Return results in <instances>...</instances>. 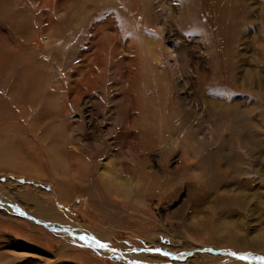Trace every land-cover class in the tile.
<instances>
[{
    "label": "rangeland",
    "instance_id": "1",
    "mask_svg": "<svg viewBox=\"0 0 264 264\" xmlns=\"http://www.w3.org/2000/svg\"><path fill=\"white\" fill-rule=\"evenodd\" d=\"M218 1L0 0V264H222L233 252L264 262V247L247 249L264 226V0H230L228 36ZM214 92L255 106L241 121L260 136L254 148L228 141L205 101ZM219 149L240 156L250 182L248 208L231 206L237 245L200 225L218 216L198 198L222 188L196 170ZM22 153L29 167L16 164ZM17 188L46 211L27 209Z\"/></svg>",
    "mask_w": 264,
    "mask_h": 264
},
{
    "label": "bare ground",
    "instance_id": "2",
    "mask_svg": "<svg viewBox=\"0 0 264 264\" xmlns=\"http://www.w3.org/2000/svg\"><path fill=\"white\" fill-rule=\"evenodd\" d=\"M220 1V0H219ZM218 1V2H219ZM227 1L229 3H227ZM217 2V3H218ZM221 2L223 3V1L221 0L219 3L221 4ZM248 3V2H247ZM224 4H227L228 6H225V11H224V14H225V19L226 22L229 24L227 27H226V31L224 30V35H223V32L221 33V35L223 36H228L230 34V31L232 29L231 27V23H230V19L233 18L235 15L238 14L237 12V8L235 7L234 4H231L230 3V0H224ZM246 4V3H245ZM232 5V6H231ZM218 6V5H217ZM243 6V4H242ZM216 8V7H215ZM218 8V7H217ZM216 8V9H217ZM242 8V7H241ZM240 9V8H239ZM247 9L249 8H245V11H248ZM218 11V10H217ZM245 15H252V14H249L250 12H244ZM264 13V11H263ZM239 15V14H238ZM237 15V16H238ZM242 15V14H240ZM245 16V17H246ZM250 16H248L249 18H251ZM236 18H239V17H236ZM234 17L233 20L236 19ZM263 18V17H262ZM264 20V19H263ZM235 22V21H234ZM215 24V23H214ZM235 25V24H234ZM215 26V25H214ZM262 30H258V33L256 34V37H259V33L261 32ZM226 32V33H225ZM237 33V32H236ZM237 35V34H235ZM250 35V34H249ZM222 39V37H219ZM251 38V37H250ZM235 39V38H234ZM236 40V39H235ZM250 41L252 42V39H250ZM223 42V40L221 41ZM235 42V41H234ZM220 44V42H219ZM227 44V43H226ZM250 45V44H249ZM220 46V45H219ZM225 46V45H224ZM245 46V45H244ZM225 49V48H224ZM221 52H223L225 54L226 52V49L225 51L224 50H221ZM218 53V52H217ZM216 53V54H217ZM241 53V56H243V52H240ZM239 53V54H240ZM222 54V53H221ZM231 54V53H230ZM245 56V55H244ZM221 57V56H220ZM237 58V57H236ZM223 59V58H222ZM241 57H239V60L241 61ZM218 60V59H217ZM224 61V60H223ZM227 61V59H226ZM225 62V61H224ZM242 62V61H241ZM225 65V64H224ZM230 65V64H229ZM228 65V66H229ZM235 65V64H234ZM239 65H242V63ZM227 66V64L225 65ZM227 66V68H228ZM232 67V66H231ZM229 70V68H228ZM228 70H227V73H228ZM247 71H250V73H245L243 75V80L244 79H248V75L253 73L251 71H254L252 69H248ZM231 72V70H230ZM229 74V73H228ZM255 77V76H254ZM252 77V78H254ZM243 80H241V86H242V82ZM221 81V80H220ZM218 82V80H217ZM227 82V81H226ZM239 82V83H240ZM223 83V82H222ZM224 84V83H223ZM244 84V83H243ZM250 86V85H249ZM249 88V87H248ZM264 88V87H262ZM230 89V88H229ZM12 90V89H11ZM234 90V89H233ZM244 90V89H243ZM246 90V88H245ZM231 91V90H230ZM264 91V89H263ZM235 92V91H234ZM237 92L239 93V91L237 90ZM230 93V92H229ZM264 93V92H262ZM241 94V93H240ZM228 95V94H226ZM232 95H233V92H232ZM237 95V94H236ZM261 95V94H260ZM263 96V95H262ZM261 97V96H260ZM239 98H240V95H239ZM239 98H236V97H233L231 95L225 97V95L222 93H219V92H214L213 94H208L205 96V101H206V104L208 105L209 108L211 109H221V111H219V114H224L223 115V118L226 120L225 122H227V127H226V131L230 132L231 134L229 135V138L228 141L231 142V143H235L236 144V140L238 138V140L240 139L241 141V144L242 146H244L245 142H248V141H251L254 145H252L251 147L249 148H254L256 146V144H258L260 141H259V137L258 135L254 134L253 131H250L249 130V127H244L243 124H241V121L242 119L244 120L245 117H247V115L251 112L252 110V107L249 108V110L244 113L242 112L243 110L240 109V106H239V102H240V99ZM17 99V97H16ZM15 99V100H16ZM17 101V100H16ZM256 101V100H255ZM258 103V101H257ZM7 106V105H6ZM259 106V105H257ZM256 106V107H257ZM0 113H4V114H8L7 113V110L5 109V107H2L0 106ZM8 107V106H7ZM255 107V106H254ZM253 107V108H254ZM244 108V107H243ZM248 108V107H247ZM230 109L231 111V115L230 116H227L226 112ZM251 109V110H250ZM246 111V110H245ZM23 112V111H22ZM211 114H214L213 112ZM218 114V113H217ZM218 114V115H219ZM17 116V115H16ZM1 117V116H0ZM249 117V116H248ZM5 118V117H4ZM3 118V119H4ZM250 118V117H249ZM14 119V118H13ZM251 122V121H250ZM255 123V122H254ZM252 126V125H251ZM254 126V125H253ZM222 127V126H221ZM263 138V136H262ZM261 138V139H262ZM259 141V142H258ZM28 143V140L25 141ZM257 142V143H256ZM30 143V142H29ZM261 144V143H260ZM237 147V146H236ZM20 149H23V148H20ZM51 152L50 154L52 155L53 154V149L50 148L49 149ZM23 151V150H21ZM53 151V152H52ZM29 152V151H28ZM32 152V151H31ZM30 152V153H31ZM210 152H208L207 154H204L201 158H202V164L199 168V166L197 167V170L196 171H200L202 173H208L210 174V183H208L210 186H221L222 188V198L221 199H217V198H214L211 194H204V196L198 198L199 202H201L202 206L204 204H207L206 201V198H211V200L208 202V203H212V208H213V212H215L217 214L218 217H216V221L214 220H206V221H200V225L203 226L204 228L203 229H207L208 231H212V232H209L211 233L210 238L212 240L213 243H225V244H233V245H237L238 244V240L241 241L239 235L237 234L236 232V228L234 226L237 225L236 223V219L234 218V215H232V211H231V206L233 207L234 205H237V206H240L241 208H248L249 206V203L250 201L252 200V198L250 199L248 197V193L247 191L249 190V187H250V182H249V179L248 177H244V176H247L245 175V171L241 166L242 164V159L240 158V156L235 152V153H228L226 152V154H223L222 153V149H219L216 153L214 154H209ZM257 153V152H255ZM24 153H22L21 156L22 157V160L19 161L16 163L18 165H22L24 167H29V163H30V160L26 158V156L24 157L23 155ZM32 154V153H31ZM31 155H29L30 157ZM32 158V157H31ZM30 158V159H31ZM218 159H223L222 162H220ZM16 160V159H15ZM6 163V162H5ZM32 163V162H31ZM6 165V164H5ZM14 165V164H13ZM243 165V164H242ZM31 166V165H30ZM193 168H191L190 170H188L186 175H188V177H192L194 178L195 177V180L197 179V177L200 174V172H196L194 173L193 172ZM249 173V172H248ZM150 174V173H149ZM198 174V175H197ZM247 174V172H246ZM145 175V174H144ZM143 175V176H144ZM153 175V174H152ZM203 176V175H202ZM151 177V176H150ZM153 177V176H152ZM158 177V176H157ZM242 177V178H241ZM155 178V177H154ZM204 178V177H203ZM146 179V178H145ZM157 179V178H156ZM155 179V181H156ZM190 179V178H188ZM192 179V178H191ZM241 179V180H240ZM198 180V179H197ZM206 180V179H205ZM148 181V180H147ZM152 180V182H155ZM191 181V180H190ZM201 181V180H200ZM198 181V182H200ZM158 182V180H157ZM160 182V181H159ZM196 183V182H195ZM237 184L238 186H234L235 187V190H231L230 187H227L229 184ZM156 185V184H155ZM203 185V184H202ZM201 185V186H202ZM153 186V185H152ZM151 186V187H152ZM167 186V185H166ZM162 187V186H161ZM198 187V186H197ZM200 187V186H199ZM206 187V186H204ZM232 187V188H234ZM158 189V188H157ZM166 189V188H164ZM199 189V188H198ZM202 189V187H201ZM207 189V187H206ZM211 189V187H210ZM16 191H18L19 195L18 197H21L22 199V202L21 204L25 205L27 207V209L31 208L32 207V203L34 204H38L37 206V209L40 210V211H43L46 209V207L44 206L45 204L42 203V204H39V199L38 198H35L30 192L28 191H25V190H19L18 188L15 189ZM200 190V189H199ZM203 191H205V189H202ZM215 190V189H214ZM209 188H208V192H209ZM213 191V190H212ZM220 191V189H219ZM257 191V190H256ZM150 192V191H149ZM148 192V193H149ZM211 192V191H210ZM232 194H231V193ZM14 193V192H13ZM146 194V193H145ZM262 193H258V192H254L253 193V197H257L258 199H261L263 196L261 195ZM15 195V194H14ZM139 195V194H138ZM137 195V196H138ZM146 197V196H145ZM16 198V197H15ZM140 199V198H139ZM42 200V199H41ZM198 203V201H197ZM209 206V205H208ZM205 207V206H204ZM238 209V208H237ZM192 210V209H191ZM208 210V208H207ZM17 211V210H16ZM46 211V210H45ZM190 211V210H189ZM210 211V207H209V210ZM234 211V210H233ZM211 212V211H210ZM6 213V212H4ZM206 213V212H205ZM209 213V212H208ZM212 213V212H211ZM197 214V213H195ZM7 215V214H6ZM189 215V214H188ZM198 215V214H197ZM212 215V214H211ZM214 215V214H213ZM195 216V215H194ZM208 216V215H207ZM206 216V217H207ZM6 217V216H4ZM190 217V215H189ZM196 217V216H195ZM198 217V216H197ZM203 217V216H202ZM212 217V216H211ZM209 218H210V215H209ZM7 219L8 220H14L12 217H10L9 215L7 216ZM191 219V218H189ZM197 219V218H196ZM186 221V220H185ZM184 221V222H185ZM192 221V220H191ZM194 223V222H193ZM195 224V223H194ZM184 225V224H183ZM192 225V224H190ZM186 226V225H185ZM194 226V225H193ZM200 226V227H201ZM213 227V228H212ZM189 228V227H188ZM212 228V229H210ZM192 229H198L196 227L192 228ZM187 230V229H186ZM249 230V228H247V231ZM69 232V231H68ZM251 232V231H250ZM259 235H254V234H249L248 233V239L250 240L249 243L247 244V249L249 248H252L254 250H258V248H262L264 247V226H261L259 228V231H258ZM80 234V233H79ZM198 234V232H197ZM85 235V234H83ZM96 235V236H95ZM95 238H103L104 237V232L103 233H99V232H96L95 234ZM64 237H66L67 239L70 240V242H76L77 244L79 245H84L86 244V241L85 239L83 238V236L80 234V235H77L74 234H63ZM191 236V235H190ZM199 236V234H198ZM192 237V236H191ZM202 237V236H201ZM194 238V237H192ZM198 238V237H197ZM88 239V237H87ZM173 239V238H172ZM174 240V239H173ZM210 240V241H211ZM168 241V240H167ZM199 241V240H198ZM239 241V242H240ZM247 241V240H246ZM91 242V241H90ZM172 243V242H171ZM212 245V244H211ZM221 246V245H220ZM226 246V245H225ZM219 247V246H218ZM174 248V247H173ZM239 250H241L242 248H237ZM243 250H246V249H243ZM250 250V249H249ZM182 251V250H181ZM205 252V251H204ZM239 252V251H238ZM243 253V252H242ZM204 254V253H203ZM220 254V253H219ZM228 254V253H227ZM200 255V254H199ZM208 256V255H207ZM231 257V256H230ZM229 257V258H230ZM234 257V256H232ZM236 257V256H235ZM255 257V256H254ZM215 258H217L215 256ZM214 258V259H215ZM251 258V257H250ZM259 258V257H258ZM211 259V258H209ZM219 259V258H218ZM217 259V260H218ZM252 259H256L255 258H252ZM196 260V259H195ZM216 260V261H217ZM224 260V259H222ZM259 259H257L258 261ZM244 261V262H243ZM246 261V262H245ZM224 262V261H223ZM210 264V262H208ZM204 264H207V263H204ZM213 264V263H212ZM222 264H264L263 263H253L250 262L249 260H237L235 258L231 259L230 261H227V262H224Z\"/></svg>",
    "mask_w": 264,
    "mask_h": 264
},
{
    "label": "snow or ice",
    "instance_id": "3",
    "mask_svg": "<svg viewBox=\"0 0 264 264\" xmlns=\"http://www.w3.org/2000/svg\"><path fill=\"white\" fill-rule=\"evenodd\" d=\"M101 247H105L106 245H100ZM155 251H160V249H155ZM232 255L233 256H237L239 259H241V260H245V259H247V256H245V255H242V254H237V253H235V252H233L232 253Z\"/></svg>",
    "mask_w": 264,
    "mask_h": 264
}]
</instances>
